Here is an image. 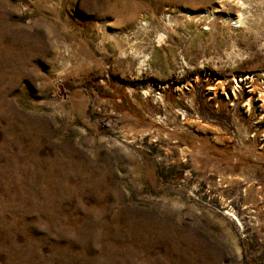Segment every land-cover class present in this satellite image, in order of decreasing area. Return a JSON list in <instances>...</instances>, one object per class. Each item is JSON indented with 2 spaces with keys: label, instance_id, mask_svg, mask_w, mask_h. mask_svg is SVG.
<instances>
[{
  "label": "rangeland",
  "instance_id": "1",
  "mask_svg": "<svg viewBox=\"0 0 264 264\" xmlns=\"http://www.w3.org/2000/svg\"><path fill=\"white\" fill-rule=\"evenodd\" d=\"M0 264H264V0H0Z\"/></svg>",
  "mask_w": 264,
  "mask_h": 264
},
{
  "label": "bare ground",
  "instance_id": "2",
  "mask_svg": "<svg viewBox=\"0 0 264 264\" xmlns=\"http://www.w3.org/2000/svg\"><path fill=\"white\" fill-rule=\"evenodd\" d=\"M187 14H190V13H187ZM241 21H242L241 17H239V18L236 20V22H238V23L241 22ZM243 80H245V79L242 78L241 81H243ZM237 83H238V82H237Z\"/></svg>",
  "mask_w": 264,
  "mask_h": 264
}]
</instances>
